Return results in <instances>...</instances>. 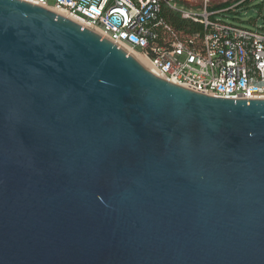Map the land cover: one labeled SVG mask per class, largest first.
Wrapping results in <instances>:
<instances>
[{
  "label": "water",
  "instance_id": "obj_1",
  "mask_svg": "<svg viewBox=\"0 0 264 264\" xmlns=\"http://www.w3.org/2000/svg\"><path fill=\"white\" fill-rule=\"evenodd\" d=\"M0 264H264V99L0 0Z\"/></svg>",
  "mask_w": 264,
  "mask_h": 264
},
{
  "label": "built area",
  "instance_id": "obj_2",
  "mask_svg": "<svg viewBox=\"0 0 264 264\" xmlns=\"http://www.w3.org/2000/svg\"><path fill=\"white\" fill-rule=\"evenodd\" d=\"M73 15L116 44L143 54L157 76L221 98L264 99V30L216 17L176 0H22ZM188 25L177 27L166 14ZM135 47H140L138 51Z\"/></svg>",
  "mask_w": 264,
  "mask_h": 264
},
{
  "label": "rangeland",
  "instance_id": "obj_3",
  "mask_svg": "<svg viewBox=\"0 0 264 264\" xmlns=\"http://www.w3.org/2000/svg\"><path fill=\"white\" fill-rule=\"evenodd\" d=\"M179 6L184 9L193 11H201L205 2L210 6L211 10H219L216 14L217 18L226 20L235 25L249 29H264V0H176ZM239 1V2H238ZM231 4L229 7L221 8L223 3ZM243 2V3H242ZM49 4H54L55 0H48ZM141 51L140 47H135Z\"/></svg>",
  "mask_w": 264,
  "mask_h": 264
},
{
  "label": "bare ground",
  "instance_id": "obj_4",
  "mask_svg": "<svg viewBox=\"0 0 264 264\" xmlns=\"http://www.w3.org/2000/svg\"><path fill=\"white\" fill-rule=\"evenodd\" d=\"M52 11H54V12H56V13H58V14H62V15H64V16H67L68 18L72 19L73 21H75V22H77V23H79V24H81V25H83V26H85V27H87V28H89V29H91V30H94V31L100 33V32H99L97 29H95L94 27L90 26L89 24L83 22L82 20H80L79 18H77V17H75V16H73V15H70V14H68V13H65V12H63V11H58V10H52ZM100 34H101V33H100ZM101 35H102V34H101ZM120 47H122L123 49H125V50H126L127 52H129L132 56H134V57L136 58V60H137L141 65H143L146 69H148L149 71H151V72H153L154 74H156L155 71H154V69L152 68L150 62L148 61V59H147L143 54H141V53L135 51V50L132 49V48L126 47V46H124V45H120Z\"/></svg>",
  "mask_w": 264,
  "mask_h": 264
},
{
  "label": "trees",
  "instance_id": "obj_5",
  "mask_svg": "<svg viewBox=\"0 0 264 264\" xmlns=\"http://www.w3.org/2000/svg\"><path fill=\"white\" fill-rule=\"evenodd\" d=\"M239 1H241V0H239ZM238 1V2H239ZM247 0H244L243 2H246ZM242 2V3H243ZM231 4H229V3H223V4H221V5H219L220 6V9L221 8H226V7H229ZM166 16H167V19L171 22V23H173L175 26H177V27H185V26H187L188 25V22H186V21H184V20H182L181 18H180V16L179 15H177V14H174V13H169V14H166ZM260 29V28H259ZM262 30H264V29H262Z\"/></svg>",
  "mask_w": 264,
  "mask_h": 264
}]
</instances>
